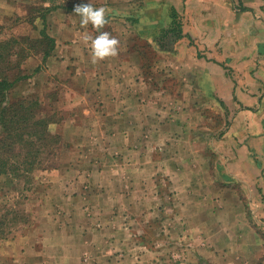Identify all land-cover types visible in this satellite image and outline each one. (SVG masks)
<instances>
[{
	"label": "crops",
	"instance_id": "obj_1",
	"mask_svg": "<svg viewBox=\"0 0 264 264\" xmlns=\"http://www.w3.org/2000/svg\"><path fill=\"white\" fill-rule=\"evenodd\" d=\"M90 2L107 10L118 54L92 63L84 37L99 32L82 26L70 44L79 39L82 52L66 62L85 86L70 90L104 133L102 172L132 197L120 199L129 212L95 216L101 234L87 218L84 233L68 232L76 262L88 240L107 236L122 244L123 264L141 263L142 245L163 253L164 240L150 247L147 233L173 217L188 254L180 264H264V0ZM141 45L156 52L153 72Z\"/></svg>",
	"mask_w": 264,
	"mask_h": 264
},
{
	"label": "rangeland",
	"instance_id": "obj_2",
	"mask_svg": "<svg viewBox=\"0 0 264 264\" xmlns=\"http://www.w3.org/2000/svg\"><path fill=\"white\" fill-rule=\"evenodd\" d=\"M82 3L84 0H0L1 39L15 37L24 41L27 48L37 49L31 41L46 39V33L55 45L47 55L41 48L30 49L29 57L13 71V76L18 74L22 79L9 91L8 100L34 102V112L49 122L46 136L49 143L38 145L40 152L35 164L28 167L33 171L25 173L24 178L19 176L23 171L0 173V264H123L125 261L122 251H114L122 247L119 239L107 236L108 241L88 240L79 253L80 262H76L73 233H68L73 228L84 233L85 229L77 225L87 218L92 230H97L96 235L101 234L103 220L95 216L107 212L118 217L122 209L129 212L120 199L132 197L131 188L125 186L128 183L124 181L120 189L121 182H115L116 173L102 172V162L106 160L104 133H100L97 124H86V118L90 121L95 112L83 109L80 98L75 100L76 94L70 90L85 86L81 78L69 74L66 62V56L82 52L79 39L75 48L70 45L75 44L72 36L78 37L77 30L84 31L81 17L74 12V7ZM67 24L79 27L74 33ZM103 30L110 32L107 24ZM140 48L146 54L145 71L153 72L156 52L145 45ZM113 143L109 141V147ZM108 153L114 166L112 150ZM173 220L172 217L162 225L151 226L146 239L148 246L155 247L164 240V252L145 253L148 250L142 245L138 249L143 251L139 264L152 260L159 264L164 260L180 264L188 257L183 249L182 224ZM86 231L90 230L86 228ZM160 232L164 238L158 237ZM129 244L131 240L125 246L130 247ZM130 253L127 257L140 255Z\"/></svg>",
	"mask_w": 264,
	"mask_h": 264
},
{
	"label": "trees",
	"instance_id": "obj_3",
	"mask_svg": "<svg viewBox=\"0 0 264 264\" xmlns=\"http://www.w3.org/2000/svg\"><path fill=\"white\" fill-rule=\"evenodd\" d=\"M0 25V29H1ZM46 39L31 41L35 48L24 46V41L12 37L0 38V173L32 172L35 160L40 152L38 145H43L49 135V122L39 118L34 112L36 107L24 99L13 102L8 100L9 91L18 84L22 76L13 71L29 57L30 49L50 54L54 48V39L44 33ZM47 42V44H46ZM46 44V46H45ZM29 45V44H27ZM45 47V48H44ZM44 48V50H43ZM29 49V50H28ZM40 142V143H38ZM32 166V168H29Z\"/></svg>",
	"mask_w": 264,
	"mask_h": 264
},
{
	"label": "clouds",
	"instance_id": "obj_4",
	"mask_svg": "<svg viewBox=\"0 0 264 264\" xmlns=\"http://www.w3.org/2000/svg\"><path fill=\"white\" fill-rule=\"evenodd\" d=\"M74 12L81 17L80 23L82 26L91 24L99 32L94 38L90 35L84 37L86 42H90L92 63L116 56L119 40L107 31H100L108 23L107 10L104 7H93L89 0L86 4L76 5Z\"/></svg>",
	"mask_w": 264,
	"mask_h": 264
}]
</instances>
